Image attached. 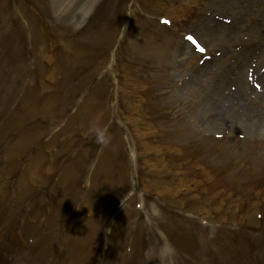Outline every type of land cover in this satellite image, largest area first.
<instances>
[{"label": "rangeland", "instance_id": "374dc122", "mask_svg": "<svg viewBox=\"0 0 264 264\" xmlns=\"http://www.w3.org/2000/svg\"><path fill=\"white\" fill-rule=\"evenodd\" d=\"M101 1L21 0L13 5L15 8L10 13V0H0V16H7V24L0 19V159L10 169L13 161L21 167L13 181L19 196H11V187L10 191L6 190L8 210L0 220L13 222L12 217L16 213L14 216L9 213L12 203L21 207L38 193L41 185L34 170L42 166L45 155L39 152L33 157L29 155V164L24 166L27 154L36 149L34 145H39L44 152L50 145L42 142L46 130H42L38 123L34 124L32 135L28 136L34 113L55 111L53 115H57L60 112L62 95L53 91L51 85L57 76L54 71L59 66L46 53L48 44L51 51L56 46L50 40L54 35L42 33L43 17L56 26L58 33L60 27L68 29L64 40L67 50L63 63H60V67L66 70L64 77L61 76L64 87H60L64 89L77 75L83 55L90 64L101 66L100 61L110 44L107 39L111 40L112 33L120 24L121 18L113 14L117 0H105L104 14L98 23L91 25L97 12L95 7ZM141 1L143 6H140ZM17 9L28 16L34 29L35 45L31 55L37 61L35 87L38 90L41 87L40 93L45 90L48 96L45 100L33 87L27 91L20 89L21 78L26 75L25 70L32 60L26 59L27 30L25 20L17 16ZM131 10L135 13V22L129 24L125 31L112 64L104 70V78L96 82V90H91V96L85 98L80 109L85 108L70 116L68 125L54 135V140L61 141L68 131L80 125L85 128L89 123L88 128L97 127L93 112L95 110L98 115L106 112L107 115L109 100L114 121L121 123L124 135L129 143L137 146L145 162L140 177L145 186L137 184L144 210L137 222L140 230L136 233V236L142 233L147 237L146 245L141 249L143 264H264V190L261 193L256 188L264 187V183L260 184L264 181V51L257 57H251L250 53V48L264 38V0H136ZM193 10L200 14L194 22H186L181 27L183 20L191 18ZM150 14L158 19L157 22L147 17ZM163 15L178 25L180 31L177 35L171 36L161 26L165 25L159 20ZM105 21L109 24L108 30ZM169 27L173 28L172 25ZM73 34L77 40L71 38ZM186 34L196 38L203 49L201 53L186 43ZM85 37L89 43L86 44V52L79 50ZM186 49L191 53L180 55ZM50 67L52 72L47 71ZM89 76L85 70L70 85L80 79L86 82ZM105 80L116 84L113 92L105 91ZM227 87L231 92L232 88L234 92H240L243 101L229 102L225 97ZM224 89V94H217V90L221 92ZM31 100L32 108L22 107V103ZM88 100L92 108L95 105L94 110L86 103ZM240 116L241 121H237ZM12 133L18 136L15 142L9 139ZM106 136L109 139L107 150L115 137ZM61 144L63 151L65 145ZM183 147L189 153L193 151L185 156L190 155L187 158L197 162L203 178L211 185L210 190L205 188L204 194L233 187L237 190L236 197H232L230 192L221 196L220 192L221 202L210 207L200 190L191 187L195 182L200 189L202 184L198 181L180 177L166 185L157 180L160 174H172L171 168L175 172L181 169L183 156L177 154ZM167 152L171 153L170 162L164 157L158 158ZM134 165L138 169L136 160ZM48 169L54 172V169ZM14 170L19 171L17 168ZM101 173L102 169H98L95 182ZM74 180L77 182L69 161L64 164L63 175L57 184L49 185L57 202L64 200L68 187L75 186ZM151 187L176 205L173 213L182 217L179 219L185 225L177 226L157 215L162 203L158 198L149 201ZM2 190L0 186L1 193ZM143 190L148 194L144 195ZM244 199L250 204H243ZM253 199L257 202L251 201ZM82 203L84 206L86 202ZM257 214L262 216L261 223H257ZM80 220L89 227L94 225L88 211L81 215ZM255 224L263 231L250 230ZM143 225L145 231L141 232ZM125 226L122 221L115 234L120 236ZM15 234L19 237L17 231ZM6 251L0 246V254Z\"/></svg>", "mask_w": 264, "mask_h": 264}, {"label": "bare ground", "instance_id": "6f19581e", "mask_svg": "<svg viewBox=\"0 0 264 264\" xmlns=\"http://www.w3.org/2000/svg\"><path fill=\"white\" fill-rule=\"evenodd\" d=\"M263 16H264V14H262V17ZM263 51H264V38L261 41H258L256 43V45H254L253 47L250 48L251 57L260 56ZM189 53H191L190 50L189 49H186L184 51H181V54L180 55L186 56V54H189ZM226 90H228L227 93H225V89L222 90L221 92H220V90H217V94H220V93H223L224 94L225 93V95H226L225 97H227V100L229 102H231V100L232 101L233 100L238 101V103H239V101H241V102L243 101V95L240 92H238V91L234 92L233 91V88H232V92H231V89L228 88V87H227ZM262 95H264V92L262 93ZM233 108L234 109H237V107H233ZM241 118L242 117L240 116L237 121H241Z\"/></svg>", "mask_w": 264, "mask_h": 264}, {"label": "clouds", "instance_id": "9594fccd", "mask_svg": "<svg viewBox=\"0 0 264 264\" xmlns=\"http://www.w3.org/2000/svg\"><path fill=\"white\" fill-rule=\"evenodd\" d=\"M90 131L94 134L96 142L104 145L108 143V137L106 136V129L101 127L90 128Z\"/></svg>", "mask_w": 264, "mask_h": 264}]
</instances>
